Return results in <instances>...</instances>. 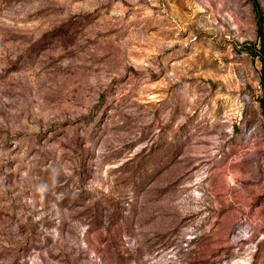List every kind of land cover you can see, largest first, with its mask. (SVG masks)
<instances>
[{"label": "rangeland", "instance_id": "1", "mask_svg": "<svg viewBox=\"0 0 264 264\" xmlns=\"http://www.w3.org/2000/svg\"><path fill=\"white\" fill-rule=\"evenodd\" d=\"M262 41L264 0H0V264H264Z\"/></svg>", "mask_w": 264, "mask_h": 264}, {"label": "trees", "instance_id": "2", "mask_svg": "<svg viewBox=\"0 0 264 264\" xmlns=\"http://www.w3.org/2000/svg\"><path fill=\"white\" fill-rule=\"evenodd\" d=\"M260 58H261V63H262V76H261V83H262V97L259 99V104H260V108L262 110V114L264 116V82H263V76H264V58H263V53H262V49L260 50Z\"/></svg>", "mask_w": 264, "mask_h": 264}, {"label": "water", "instance_id": "3", "mask_svg": "<svg viewBox=\"0 0 264 264\" xmlns=\"http://www.w3.org/2000/svg\"><path fill=\"white\" fill-rule=\"evenodd\" d=\"M262 51H263V58H264V44H263V41H262ZM263 82H264V76H263Z\"/></svg>", "mask_w": 264, "mask_h": 264}]
</instances>
